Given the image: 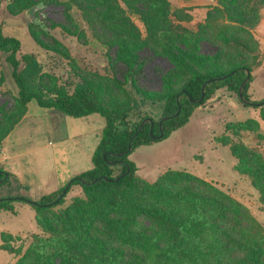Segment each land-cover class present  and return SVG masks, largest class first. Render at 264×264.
Masks as SVG:
<instances>
[{
    "label": "rangeland",
    "instance_id": "rangeland-1",
    "mask_svg": "<svg viewBox=\"0 0 264 264\" xmlns=\"http://www.w3.org/2000/svg\"><path fill=\"white\" fill-rule=\"evenodd\" d=\"M0 2L3 35L20 42L18 60L33 55L41 63V82L47 91L70 94L75 84L88 82L107 109L122 110L132 104L131 127L144 117L157 122L163 103L148 100L179 91L193 71L204 67L227 71L247 64L251 69L247 93L256 106L244 105L236 93L220 89L168 139L142 146L129 157L147 186L168 174L162 189L174 194L158 195L136 184L126 192L135 205L173 218L189 209L175 195L198 194L204 199L198 213L221 245V264L243 255L264 259L260 201V191L264 192V0ZM10 51V46L0 49V125H17L0 147V170L11 174L0 186V198L37 201L64 187L67 181L54 183L68 173L91 168L104 119L98 115L73 119L51 110L48 120L47 111L34 102L20 106L5 62ZM134 63L137 72L130 77L133 70L128 64ZM70 122L80 127L79 138L71 137ZM214 199L226 209H213ZM78 201L86 199L76 186L56 208L36 212L20 202L13 205L15 213L0 212V264L28 263L34 259L35 247L41 249L46 264H59L57 254L47 246L57 236L52 229L68 234L71 227L86 225L107 255L117 249L128 264L139 252L122 244L105 226L97 202H86L88 206L78 209ZM134 228L170 248L180 264H199L194 247L186 244L178 252L176 240L158 220L137 218Z\"/></svg>",
    "mask_w": 264,
    "mask_h": 264
},
{
    "label": "trees",
    "instance_id": "trees-1",
    "mask_svg": "<svg viewBox=\"0 0 264 264\" xmlns=\"http://www.w3.org/2000/svg\"><path fill=\"white\" fill-rule=\"evenodd\" d=\"M30 37L38 43L33 33H30ZM8 46L11 47V51L5 62L11 68V78L17 88V103L20 106L27 107L34 102L39 109L53 110L73 119L98 115L104 119V127L98 145L91 155V169L71 178L60 190L42 196L37 201L23 197H2L0 212L15 213L13 205L20 202L28 204L36 212L56 208L63 203L70 189L78 186L86 202H97L104 215L101 218L105 226H108L122 244L139 252L133 255L128 264H180L179 260L172 257L170 248L154 242L150 233H142L134 228L137 218H152L161 222L176 240L178 252L181 253L186 244L194 247L196 261L199 264H221L218 260L221 245L214 238L212 226L198 213L199 203L204 201L203 197L195 193L190 197L175 195L174 198L178 202L189 207L187 214L179 218H173L159 210L135 205L126 189L134 184L138 187L147 185L138 178V168L129 157L142 146H150L168 139L172 132L188 123L196 108L220 89L236 93L244 105L256 106L255 102L250 101L247 93L250 75L239 96V86L246 78V70L251 71L250 67L243 63L227 71L210 67H204L202 71H193L192 76L179 91H169L148 100L163 103L161 116L157 122L144 117L135 127H131L129 117L132 104L128 103L122 110H109L102 104L95 87L88 82H78L70 94L47 91L41 82L43 75L41 63L33 55H26L22 61L18 60L16 56L21 44L13 37L4 36L0 24V49ZM177 61L186 66L181 59ZM128 68L133 70L130 74L132 77L138 67L134 63L128 64ZM15 125L17 124L12 123L7 128L0 125V147ZM116 170L119 171L114 174ZM10 176L11 174L0 170L2 180L0 186L7 183ZM167 178L169 175L165 174L146 188L153 189L158 195L172 196L174 193H164L162 189ZM63 192L65 193L62 195ZM83 201L77 202L78 209L81 205L88 206ZM260 201L264 205L263 191H260ZM211 203L213 209L217 211L226 209L217 199ZM109 213H113L114 217H108ZM52 231L57 236L49 241L47 246L57 254L59 264H125L126 258L119 250L110 249L112 254L107 255V250L100 241L90 236L87 225L78 229L71 227L68 234H60L56 229ZM229 239L232 240L230 237ZM34 254L32 261L18 264H46L41 257V249L35 247ZM231 264H264V259L261 256L253 258L251 255H243L235 258Z\"/></svg>",
    "mask_w": 264,
    "mask_h": 264
},
{
    "label": "crops",
    "instance_id": "crops-1",
    "mask_svg": "<svg viewBox=\"0 0 264 264\" xmlns=\"http://www.w3.org/2000/svg\"><path fill=\"white\" fill-rule=\"evenodd\" d=\"M42 110V109H41ZM42 111H44V110H42ZM47 113V119L49 120L51 117H50V112H46ZM92 116V115H91ZM91 116H88V117H86L87 119H90L89 117H91ZM80 119H82V118H80ZM69 126V128H70V133H71V137L72 138H74V139H76V138H79L80 136H81V133H80V131H81V129H80V127H78V125H76V123L75 122H70V125H68ZM102 131V130H101ZM100 135H101V133H100ZM100 138V137H99ZM88 159V158H87ZM89 160V159H88ZM90 161H91V159H90ZM91 163V162H90ZM91 167H92V164H91ZM74 168V167H73ZM138 168V167H137ZM91 169V168H90ZM74 170V169H73ZM8 173H10V172H8ZM80 173H82L81 171L80 172H78V171H73L72 172V174H70V173H68L67 175H66V177H64V178H62V180L60 179V180H57L58 182H55L54 184L55 185H57L58 183H62V182H65V181H69L71 178H73V177H75V176H77L78 174H80ZM13 174V173H12ZM13 175H15V174H13ZM16 176V178L20 181V182H23L22 180H20L19 178H18V176L17 175H15Z\"/></svg>",
    "mask_w": 264,
    "mask_h": 264
},
{
    "label": "water",
    "instance_id": "water-1",
    "mask_svg": "<svg viewBox=\"0 0 264 264\" xmlns=\"http://www.w3.org/2000/svg\"><path fill=\"white\" fill-rule=\"evenodd\" d=\"M249 75H250V72H249L248 70H246V78L243 80V82H242V83L240 84V86H239V96H241V92H242V90H243L245 84L249 81ZM203 87H204V85L202 86V89H201L202 98H203ZM178 112H179V110H178ZM178 112H177L175 115H177ZM165 119H167V118H163V120H165ZM1 182H2V180H0V184H1ZM64 193H65V192H63L62 195H63Z\"/></svg>",
    "mask_w": 264,
    "mask_h": 264
}]
</instances>
